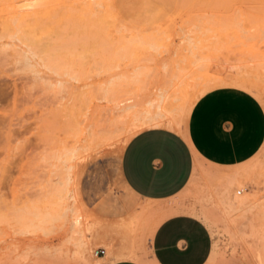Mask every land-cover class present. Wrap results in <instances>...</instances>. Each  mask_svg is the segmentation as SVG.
I'll list each match as a JSON object with an SVG mask.
<instances>
[{
    "label": "rangeland",
    "instance_id": "374dc122",
    "mask_svg": "<svg viewBox=\"0 0 264 264\" xmlns=\"http://www.w3.org/2000/svg\"><path fill=\"white\" fill-rule=\"evenodd\" d=\"M86 1L0 0V264H93L100 247L154 264L149 239L177 212L209 228L206 264H264V0H110L115 26H88ZM225 90L257 101L252 153L211 159L192 137L185 190L160 208L135 195L130 138H188L195 104Z\"/></svg>",
    "mask_w": 264,
    "mask_h": 264
},
{
    "label": "crops",
    "instance_id": "0c3cea01",
    "mask_svg": "<svg viewBox=\"0 0 264 264\" xmlns=\"http://www.w3.org/2000/svg\"><path fill=\"white\" fill-rule=\"evenodd\" d=\"M257 101L236 91L205 94L193 107L188 136L168 126H150L128 141L121 160L125 184L139 198L165 207L188 186L195 170L196 139L211 159L245 158L258 143ZM173 129V130H171ZM213 238L197 216L170 214L149 239L154 264H206L212 255ZM124 249L102 257L105 264H144L123 257ZM141 255V253H139ZM142 256V255H141Z\"/></svg>",
    "mask_w": 264,
    "mask_h": 264
},
{
    "label": "bare ground",
    "instance_id": "6f19581e",
    "mask_svg": "<svg viewBox=\"0 0 264 264\" xmlns=\"http://www.w3.org/2000/svg\"><path fill=\"white\" fill-rule=\"evenodd\" d=\"M61 1V0H60ZM86 1V0H85ZM88 1V2H87ZM86 2H87V4L88 5H86V3H85V5H84V13L86 12V15H85V17L87 16L88 17V19H87V24H88V26H115L114 24H113V22L114 23H122L121 22V20H123L117 13H116V10L115 11H113L112 10V4H111V2H110V0H87ZM95 1H97V2H99V3H101V4H98V5H104V7H105V15H106V17H99V15L97 16L96 15V11H95V8H94V6L97 4V2L94 4V2ZM101 1V2H100ZM26 2V1H25ZM52 3H53V1H52ZM56 3V2H55ZM94 4V5H93ZM26 5V7L28 8L29 6H27V5H30V4H25ZM32 5V4H31ZM55 5V4H54ZM102 5V6H103ZM41 6V5H40ZM74 6L75 7H77V4H76V0H75V3H74ZM83 6V5H82ZM82 6H81V8H82ZM13 7V6H12ZM11 7V8H12ZM20 7V6H19ZM26 7H24V8H26ZM35 7H37V6H35ZM34 7V8H35ZM115 6H113V9H115L114 8ZM30 8V7H29ZM33 8V9H34ZM83 8L81 9V10H83ZM10 9V8H9ZM13 9V8H12ZM11 9V10H12ZM19 9V8H18ZM22 9V8H21ZM36 9V8H35ZM77 9V8H76ZM23 10V9H22ZM30 10L31 9H28V10H26L25 12H23V13H21V15H20V17H19V19L21 20V21H24V20H27L29 17H30V15L32 14V12H30ZM77 10H79V9H77ZM32 11V10H31ZM37 11V10H36ZM78 12V11H77ZM83 12V11H82ZM81 12V13H82ZM100 12V11H99ZM118 12V11H117ZM37 13V12H36ZM36 13H34L33 12V14H36ZM81 13H79L78 12V14H81ZM98 13V12H97ZM11 15V14H10ZM82 15V14H81ZM78 17H80V16H78ZM86 17V18H87ZM80 20H82V18L80 19ZM83 23H85V22H83ZM11 25V24H10ZM12 26V25H11ZM10 26V27H11ZM5 27H7V26H5ZM9 27V28H10ZM33 27V26H32ZM31 27V28H32ZM35 27V26H34ZM39 27V26H38ZM25 28H28V30H30V27H25ZM52 28V26H48L47 27V29L48 30H50ZM114 28H116V27H114ZM11 29H12V27H11ZM90 29H93V27L92 28H90ZM91 32V31H90ZM89 35H92L91 33H89ZM96 35V34H95ZM94 35V36H95ZM92 39V38H91ZM89 40V39H88ZM85 44H86V42H85ZM204 85V84H203ZM195 87V86H194ZM189 88H190V86H189ZM163 99V98H162ZM178 101V100H177ZM160 106V105H159ZM159 106H157V107H159ZM129 107H132V105H130ZM127 108L126 110H132V109H130V108ZM133 108V107H132ZM135 112V111H134ZM132 113V112H131ZM143 113V112H142ZM169 113V112H168ZM128 114V113H127ZM147 115V114H146ZM141 116V115H140ZM155 116H157V114L155 115ZM147 117V116H146ZM162 118V117H161ZM146 119V118H145ZM149 119V118H148ZM142 122V121H141ZM162 125V124H161ZM161 125H158L159 127L161 126ZM171 125V124H170ZM170 125H165V126H168V127H171V128H175V127H172V126H170ZM176 129V128H175ZM171 130H173V129H171ZM180 133H182V135H185L186 136V133H185V131H182V130H179V129H177ZM187 132V131H186ZM188 138H189V136H188ZM189 140V139H188ZM236 181V180H235ZM234 181V182H235ZM229 195V194H228ZM228 195L226 196V197H228ZM231 197V196H230ZM229 197V198H230ZM237 202V201H236ZM238 203H240V202H238ZM229 205V204H228ZM238 205V204H237ZM156 209V208H155ZM77 215V214H76ZM80 217H77L76 219H75V225L74 226H76V225H79V224H81V222H80ZM74 221V220H73ZM74 223V222H73ZM80 227H81V225H80ZM80 227L78 226L77 227V229L79 228L80 229ZM82 228V227H81ZM76 228H74V230H75ZM77 229L75 230V231H77ZM78 229V231L80 232V230ZM77 231V232H78ZM87 247V246H86ZM85 247V251H84V253L86 254V251H87V248ZM84 254V255H85ZM84 255H83V258H82V260L84 259ZM263 257V256H262ZM261 257V258H262ZM102 260V259H101ZM88 260H87V257H85V261L84 262H86V263H88L87 262ZM85 264V263H84Z\"/></svg>",
    "mask_w": 264,
    "mask_h": 264
},
{
    "label": "built area",
    "instance_id": "2783aa9c",
    "mask_svg": "<svg viewBox=\"0 0 264 264\" xmlns=\"http://www.w3.org/2000/svg\"><path fill=\"white\" fill-rule=\"evenodd\" d=\"M106 253V249L103 248V247H100V248H97L95 251H94V257L98 260L96 261L95 263L93 264H105L104 261H102V257L105 255Z\"/></svg>",
    "mask_w": 264,
    "mask_h": 264
}]
</instances>
